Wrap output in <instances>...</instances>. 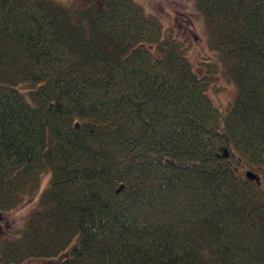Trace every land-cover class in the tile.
<instances>
[{
  "label": "trees",
  "instance_id": "16d2710c",
  "mask_svg": "<svg viewBox=\"0 0 264 264\" xmlns=\"http://www.w3.org/2000/svg\"><path fill=\"white\" fill-rule=\"evenodd\" d=\"M193 3L196 68L134 0H0V264H264V0Z\"/></svg>",
  "mask_w": 264,
  "mask_h": 264
},
{
  "label": "rangeland",
  "instance_id": "374dc122",
  "mask_svg": "<svg viewBox=\"0 0 264 264\" xmlns=\"http://www.w3.org/2000/svg\"><path fill=\"white\" fill-rule=\"evenodd\" d=\"M144 11L156 17L166 32L181 40L187 45L188 54L196 68L202 61H214L215 51L209 46L211 29L194 6L193 0H134ZM236 94V86L228 76H221L218 82V95L221 103L228 106ZM245 175L249 168L239 165ZM253 171L259 186L264 188V174ZM35 199H28L13 210L7 211L0 217V231L17 234L35 206Z\"/></svg>",
  "mask_w": 264,
  "mask_h": 264
},
{
  "label": "water",
  "instance_id": "95a60500",
  "mask_svg": "<svg viewBox=\"0 0 264 264\" xmlns=\"http://www.w3.org/2000/svg\"><path fill=\"white\" fill-rule=\"evenodd\" d=\"M76 126H77V125H76ZM222 156H223V157H226V156H227V150H226V149H223ZM245 176H246V178H248V179H250V180L258 181V177H257V175H256L253 171H251V170L246 171ZM121 187H122V186H121ZM121 187H120V188H121ZM120 188H119V189H120Z\"/></svg>",
  "mask_w": 264,
  "mask_h": 264
}]
</instances>
